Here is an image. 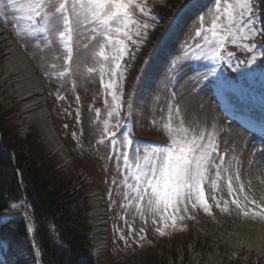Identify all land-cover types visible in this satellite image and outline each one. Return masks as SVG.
<instances>
[{
    "label": "rangeland",
    "instance_id": "rangeland-1",
    "mask_svg": "<svg viewBox=\"0 0 264 264\" xmlns=\"http://www.w3.org/2000/svg\"><path fill=\"white\" fill-rule=\"evenodd\" d=\"M213 9L214 0H195L185 14H180L165 42L150 58L138 85L129 93L131 96L127 102L130 106L126 108L129 116L123 124L119 111L108 116L117 102L112 99V90L103 87L101 77L104 82L115 79L111 75L114 66L109 63L101 72V62L93 56L98 47L84 36L75 39L71 72L62 76L60 73L65 71L68 63L55 34L49 32L46 36L39 30L42 25L30 28L24 13L9 6L8 0H0V26L21 46L42 79L51 122L66 147L68 160L63 161L48 149L38 126L32 124L23 130L22 105L1 79L0 104L10 112L7 118L11 124L18 126L19 135L26 138L35 134L46 153L59 161L60 168L73 177V185H79L83 180L90 184L86 196L91 233L92 193H98L102 200L105 198L110 227L106 252L102 256L95 255L98 264H125L121 254L132 252L146 259L158 256L165 264H195L192 260L194 254L199 255L200 264L210 256L221 259V264H264V254L230 247L222 238L241 221L264 224V219L245 216L231 202L232 197L228 195L223 181L219 182L218 192L206 188L211 214L199 205L192 208L189 202L186 212L182 210L175 214L174 226L171 218L166 217L167 227L161 214L153 213L146 200L142 206L137 204L134 193L124 183L126 173L121 153L135 160L138 154L148 149L166 148L170 139L164 125L171 122L177 128L182 123L194 133H204L206 139L208 136L213 138L218 148V153L213 155L217 161L223 160L222 167L227 169L223 176L238 173L239 179L234 180L233 186L244 185V191L236 197L242 207L251 213L255 208L251 200L260 203L253 194L254 188L246 173L249 163L247 154L252 155L258 146L264 147V139L247 133L220 110L217 93L223 85L219 82V69L215 63L218 58L213 54L219 42L207 32L212 19L210 10ZM135 17L140 20L146 18L139 9L135 10ZM199 17H204V20ZM201 29H204L203 34L197 35ZM233 44L240 45L241 42ZM258 52L256 50L254 55L257 56ZM88 68L95 71L88 72ZM234 71L255 78L258 86L264 85L262 73L250 74L237 67ZM225 85L229 108L253 123L264 124V95L257 100L239 86L230 82ZM112 132L114 137L110 135ZM128 136L134 140L130 145L126 143ZM212 175L214 178V173ZM128 176L131 183L130 173ZM213 196L220 200L219 207ZM225 201H228L227 211L222 210ZM138 207L143 208L142 214ZM181 216L183 219H180ZM187 220L193 221L192 233L172 238V231L185 232L180 229L185 228L182 222ZM158 228L164 232L166 241L158 240L163 236ZM141 237L146 238L154 248L138 252Z\"/></svg>",
    "mask_w": 264,
    "mask_h": 264
},
{
    "label": "snow or ice",
    "instance_id": "snow-or-ice-1",
    "mask_svg": "<svg viewBox=\"0 0 264 264\" xmlns=\"http://www.w3.org/2000/svg\"><path fill=\"white\" fill-rule=\"evenodd\" d=\"M8 4L24 13L30 28L35 29L37 25H42L39 30L46 36L49 32L55 34L66 53L65 59L68 63L65 71L60 73L62 76L71 72L74 40L84 36L90 43H94L98 51L93 56L101 62V72L109 63L114 66L111 75L115 79L104 82L101 77V83L105 89L112 90V99L117 102L115 108L108 112V116L111 117L114 111L118 113L122 107L119 102L122 93L117 92V80L125 78L127 62L124 57L129 55L128 42L135 43L133 35L139 37V29L149 27L136 19L135 10L139 9L141 13L148 15L146 5L139 0H8ZM253 7L252 0H214V9L210 10L211 25L207 32L218 40L219 47H223L229 38L232 43H237L257 35L264 37V30L257 29L256 22L252 19ZM199 19L203 21L204 17ZM203 32L204 29H201L196 34L202 35ZM240 46L245 51H255L253 44L243 43ZM216 55H219V51ZM255 60L256 56L253 55L250 62L254 63ZM87 71L93 72L95 69L88 68ZM105 123L107 131V122ZM164 129L170 139L168 147L148 149L138 154L135 160H130L126 154L121 153L126 173L124 183L134 193L138 205L142 206L146 200L153 213L161 214L165 227L166 217L171 218L174 226L177 219L175 214L182 210L186 212L189 202L192 208L199 205L211 214L206 188L218 192L219 182L223 181L228 195L232 197L231 202L245 216L253 215L264 219V203L251 200L255 208L250 213L236 198L244 191V185L240 183L234 188V180L239 179L238 173L222 175L227 169L222 167L223 160L217 161L213 155L218 153V148L211 136L206 139L204 133H194L182 123L174 128L169 122L164 125ZM110 135L114 137L115 133ZM126 143L130 145L131 141L126 139ZM112 146L115 149V143ZM212 199L219 207L220 200L216 196ZM244 199L247 200L248 197L245 196ZM227 204L228 201H225L222 210H228ZM137 210L142 214V207ZM157 231L164 234L159 228Z\"/></svg>",
    "mask_w": 264,
    "mask_h": 264
},
{
    "label": "trees",
    "instance_id": "trees-1",
    "mask_svg": "<svg viewBox=\"0 0 264 264\" xmlns=\"http://www.w3.org/2000/svg\"><path fill=\"white\" fill-rule=\"evenodd\" d=\"M189 1L139 0L146 5L148 15H145L147 19L138 21L149 27L140 28L139 37L133 35L135 43H129V55L124 57L127 70L124 72L125 78L119 81L122 86L117 88L118 94L122 93V117H126L129 93L138 84L151 55L165 42L171 27ZM252 2L255 27L264 30V0ZM240 42V45L253 44L255 51H245L229 39L224 47H219V55H228L229 64L225 63L227 77L239 86L252 89L255 78L237 74L233 64L243 72L264 75V37L257 35ZM256 50L259 51L256 60L250 62ZM9 113L0 104V214L8 208L19 206L23 200L22 182L33 210V240L39 250L41 264H98L91 240L89 201L86 196L90 184L83 180L79 185H73V177L59 167V161L46 153L35 134H29L26 138L19 135L18 126L11 124L7 118ZM182 223L185 228L180 231L185 232L172 231V238L192 233L193 221ZM158 240L166 241V237L163 235ZM153 246L146 238H140L138 252L149 251ZM136 253L121 254L120 258L126 260L125 264L166 263L158 256L146 259ZM0 264H38L30 228L23 216L0 224Z\"/></svg>",
    "mask_w": 264,
    "mask_h": 264
},
{
    "label": "bare ground",
    "instance_id": "bare-ground-1",
    "mask_svg": "<svg viewBox=\"0 0 264 264\" xmlns=\"http://www.w3.org/2000/svg\"><path fill=\"white\" fill-rule=\"evenodd\" d=\"M18 48L16 41L8 35L7 31L0 26V79L6 83L7 89L13 94L23 109V130H27L32 124L38 126L42 138L48 149L58 155L63 161H67L68 152L63 144L55 137L52 125L48 122L47 97L43 82L38 78L33 64L29 58ZM29 59V60H28ZM247 176L254 188L253 194L264 202V147L254 148L251 154H247ZM91 220L93 225L92 236L95 252L102 256L106 252L108 241V216L104 200L98 193L91 196ZM25 212L31 216L29 204H24ZM19 210H22L20 208ZM4 217H8L5 215ZM225 243L230 247L244 248L264 254V224L255 222H239L233 231L222 235ZM195 264H200L198 254L192 256ZM203 264H221V259L210 256Z\"/></svg>",
    "mask_w": 264,
    "mask_h": 264
},
{
    "label": "water",
    "instance_id": "water-1",
    "mask_svg": "<svg viewBox=\"0 0 264 264\" xmlns=\"http://www.w3.org/2000/svg\"><path fill=\"white\" fill-rule=\"evenodd\" d=\"M17 44V43H16ZM17 46H18V48L20 49V51L24 54V55H26L24 52H23V50L21 49V47L17 44ZM27 56V55H26ZM26 58H28V56L26 57ZM29 60V59H28ZM30 61V60H29ZM36 72V71H35ZM38 76V75H37ZM38 78L42 81V79L38 76ZM46 108H47V106H46ZM48 109V108H47ZM51 115H50V113H49V111H48V122H49V124L50 125H52V122H51V117H50ZM52 130H53V132H54V134H55V137L57 138V139H59L60 141H61V143L63 144V142H62V140L57 136V134L55 133V129H54V127H53V125H52ZM63 146H64V148H65V145L63 144ZM26 201H27V199H26V197H25V199H24V204L26 203ZM23 213L25 214V216H26V218H27V220H28V223H29V225H30V229H31V232H32V234H33V230H34V225H33V219H32V216L31 217H28V215H27V213L25 212V209H24V211H23ZM3 215V214H2ZM2 215H0V217L2 216ZM36 251H37V249H36ZM37 256H38V260H39V253H38V251H37Z\"/></svg>",
    "mask_w": 264,
    "mask_h": 264
}]
</instances>
